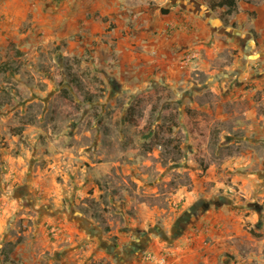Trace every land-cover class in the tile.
<instances>
[{
	"label": "rangeland",
	"instance_id": "rangeland-1",
	"mask_svg": "<svg viewBox=\"0 0 264 264\" xmlns=\"http://www.w3.org/2000/svg\"><path fill=\"white\" fill-rule=\"evenodd\" d=\"M47 6L0 0V264H264L256 65L188 51L123 81L116 44L37 31Z\"/></svg>",
	"mask_w": 264,
	"mask_h": 264
},
{
	"label": "crops",
	"instance_id": "crops-1",
	"mask_svg": "<svg viewBox=\"0 0 264 264\" xmlns=\"http://www.w3.org/2000/svg\"><path fill=\"white\" fill-rule=\"evenodd\" d=\"M151 1L47 0L43 14L33 15L39 20L34 25L44 37L57 35L67 44H116V73L123 81L140 77L142 71L150 76L156 66L169 79L180 72L184 52L195 54L194 62L203 61V66L206 54L213 58L234 51L233 62L242 69L256 65L251 76L264 83V0L260 5H242L240 0L239 11L227 24L199 0ZM253 7L256 16L249 18ZM238 17L242 21L234 26ZM169 26L174 29L167 30ZM250 29L258 34L256 40Z\"/></svg>",
	"mask_w": 264,
	"mask_h": 264
},
{
	"label": "trees",
	"instance_id": "trees-1",
	"mask_svg": "<svg viewBox=\"0 0 264 264\" xmlns=\"http://www.w3.org/2000/svg\"><path fill=\"white\" fill-rule=\"evenodd\" d=\"M208 2V6L212 11H215L219 13V16L227 19V16L232 15L234 13H237L240 9L239 7V1L240 0H206ZM3 65H6L4 69L8 67L6 63ZM71 82L74 83L76 86H79L81 88V80L77 75L71 76ZM86 98L88 100L92 99V96L89 92H86ZM177 122L169 125L168 131H172L173 126H176Z\"/></svg>",
	"mask_w": 264,
	"mask_h": 264
},
{
	"label": "built area",
	"instance_id": "built-area-1",
	"mask_svg": "<svg viewBox=\"0 0 264 264\" xmlns=\"http://www.w3.org/2000/svg\"><path fill=\"white\" fill-rule=\"evenodd\" d=\"M169 29H174V27H173V26H169V27L167 28V30H169Z\"/></svg>",
	"mask_w": 264,
	"mask_h": 264
}]
</instances>
